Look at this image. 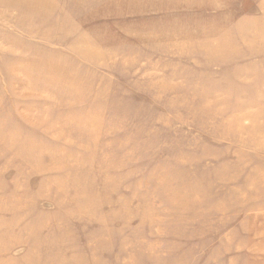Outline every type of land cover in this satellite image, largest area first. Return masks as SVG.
Segmentation results:
<instances>
[{
    "label": "rangeland",
    "instance_id": "rangeland-1",
    "mask_svg": "<svg viewBox=\"0 0 264 264\" xmlns=\"http://www.w3.org/2000/svg\"><path fill=\"white\" fill-rule=\"evenodd\" d=\"M0 264H264V0H0Z\"/></svg>",
    "mask_w": 264,
    "mask_h": 264
}]
</instances>
